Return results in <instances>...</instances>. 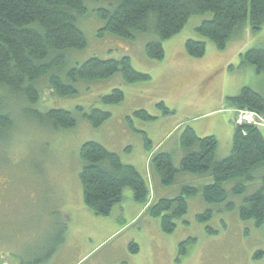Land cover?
Returning <instances> with one entry per match:
<instances>
[{"label": "rangeland", "instance_id": "obj_1", "mask_svg": "<svg viewBox=\"0 0 264 264\" xmlns=\"http://www.w3.org/2000/svg\"><path fill=\"white\" fill-rule=\"evenodd\" d=\"M97 5L96 8L105 6L104 1ZM210 17V13L192 16L181 32L163 41L165 57L156 60L146 50L150 40L158 39L156 35L140 33L133 40L110 32L99 36L104 24L95 10L89 11L81 23L88 45L73 51V61L128 56L135 69L149 74L151 79L126 82L117 73L103 80L81 81L78 94L69 97H60L46 86L37 105L26 104L0 89L4 111L14 120L11 129L0 131V264H20L49 252L55 245L59 222L66 223V231L51 258L41 264H264V225L258 228L253 220H243L238 209L230 211L224 205L209 204L201 195L192 197L188 213L176 219L173 232L162 230L160 219L147 213L153 202L176 196L182 184L205 183L203 177L180 174L176 184L163 186L153 171L152 156L170 152L179 166L185 154L180 144L183 130L209 119L213 108L225 110L226 104L219 102L225 90L232 93L235 86L244 83L264 94V73L240 66L241 53L264 46V28L255 34L247 29L231 39L225 49H219L196 30ZM188 39L205 41V55H189ZM225 64L223 71L220 66ZM209 72H213L211 77ZM116 88L125 92V100L103 103L101 97ZM160 102L171 110L170 114L163 113ZM79 107L85 112L97 107L112 115L95 127L77 110ZM52 108L76 112L77 125L55 129L33 116L35 110ZM141 109L155 119L136 118L134 112ZM242 111L249 110L234 107L235 124L241 113L245 115ZM249 117L246 115L245 122ZM263 121L264 116L256 119L259 124ZM206 129L207 133L198 135L215 132L226 141V130L221 125L210 133L209 126ZM89 141L118 153L124 163L134 165L144 176L152 174L154 183L145 202L146 212L135 222H131L129 214L118 218L111 214L98 216L83 208L80 150ZM225 185L230 189L232 182ZM256 187L252 184L248 193ZM231 201L238 208L243 196H231ZM208 209L214 210V216L199 220L198 215ZM208 227L215 232L209 233ZM184 241L187 253L180 256ZM132 242L139 246L136 254L130 252ZM259 252H263L262 256L257 257Z\"/></svg>", "mask_w": 264, "mask_h": 264}, {"label": "trees", "instance_id": "obj_2", "mask_svg": "<svg viewBox=\"0 0 264 264\" xmlns=\"http://www.w3.org/2000/svg\"><path fill=\"white\" fill-rule=\"evenodd\" d=\"M104 1L101 8L97 3ZM96 11L103 22L99 36L105 32L133 40L140 33L156 35L146 46L149 57L162 60L165 57L163 41L175 36L194 15L210 13L196 30L209 38L219 49H225L234 37L250 29L253 34L264 28V0H0V89L18 97L29 105H37L46 86L60 97L78 94L81 81L110 78L120 73L126 82L149 80L151 76L140 72L128 56L120 59L91 57L75 62L73 51H81L88 45L81 27L83 17ZM186 51L193 57H202L207 51L205 41L188 39ZM74 62V63H73ZM240 66H252L264 73V46L253 47L241 53ZM125 92L116 88L101 97L105 104H119L125 100ZM0 97V131L14 125L13 117L3 108ZM228 105L248 109L264 116V94L252 86H244L239 94L226 99ZM165 115L171 110L164 102L158 103ZM78 111L99 127L111 117V112L92 107L88 112ZM34 114V115H33ZM32 115L47 122L55 129L75 127L76 112L52 108ZM136 118L153 120L154 116L141 109L134 112ZM264 128L252 124H235L232 148L229 155L219 156V139L215 135L200 137L187 126L180 137L185 154L179 166L170 152H158L152 156L153 171L163 186L177 183L180 174L205 178L202 186L182 184L179 193L153 202L147 213L161 221L165 232H173L176 219L189 210V199L201 195L209 204L224 205L227 210L238 209L243 220H253L256 227L264 225ZM145 138L146 134H145ZM80 157L83 166L80 180L85 204L98 216H109L113 208L131 190L136 201L145 203L151 191V181L131 164L122 161L118 153L103 144L89 141L82 145ZM232 182L230 189L225 184ZM252 184L256 189L249 194ZM243 196L237 208L231 196ZM146 212V209L144 210ZM214 210L198 215L199 220H210ZM209 233L215 232L210 227ZM55 245L43 256H33L20 264H41L51 258L66 223L56 224ZM186 242L179 248L180 256L187 253ZM132 242L130 252H139ZM259 252L256 256H262Z\"/></svg>", "mask_w": 264, "mask_h": 264}, {"label": "crops", "instance_id": "obj_3", "mask_svg": "<svg viewBox=\"0 0 264 264\" xmlns=\"http://www.w3.org/2000/svg\"><path fill=\"white\" fill-rule=\"evenodd\" d=\"M248 30H250V29H248ZM234 61H236V59H233V62ZM226 66H227V64L222 65L220 67H222V70L224 71ZM247 68L248 69L251 68L253 70L252 66H247ZM212 73L213 72H209V77H211ZM232 79L233 78L231 76L230 77L231 81H229V86H232ZM244 86H246L244 83L241 84V85L235 86L233 88L234 91L232 93L228 92V90H225L223 92V95H222V97H221L219 102H220L221 105L226 104V109L225 110H220V109H216L215 110V108H213V109L209 110V114H208L209 115L208 116L209 119H206L203 122L198 123V124H196L194 126V129L196 130V132L199 133V134L201 133V135H204L205 133H207V132H204V129H206V127H208V126H209V133L212 131V128H215V127L217 128L218 125H221L223 128H225L226 134H227L225 142H223L218 137V135L215 132H213L219 138V156L220 157H225V156L229 155V153L231 152L232 140H233V136H234V122H233V119H234V114H233L234 107L228 105L226 103V99L229 96H235V95L239 94V92L241 91V89ZM227 92L230 93V94H228ZM220 104H219V106H220ZM262 130L264 131V128ZM147 177H149V179L151 181V184L154 183V180H153V177H152L151 173ZM154 199H155V197H154ZM83 208H85L89 212H93L85 204V202L83 204ZM144 210H145V203L136 201L134 199V197H133L132 191L131 190H127L125 192L124 200L113 208L110 216H113L114 218L115 217L118 218L121 215L129 214L128 218L131 220V222H135L137 219H139L141 217V214L144 212Z\"/></svg>", "mask_w": 264, "mask_h": 264}, {"label": "built area", "instance_id": "obj_4", "mask_svg": "<svg viewBox=\"0 0 264 264\" xmlns=\"http://www.w3.org/2000/svg\"><path fill=\"white\" fill-rule=\"evenodd\" d=\"M242 112H245V111H242ZM240 115L241 116L238 117V120H237L240 124L247 122V123H252V124L259 125V126L264 125V121H263V123L261 122V124H259L260 122H256L257 117H259V118L261 117V120H262L263 116L261 114L255 112V111L249 110L248 112H245V115H243V113H241ZM246 115H250V117H249V120H246V122H245Z\"/></svg>", "mask_w": 264, "mask_h": 264}]
</instances>
